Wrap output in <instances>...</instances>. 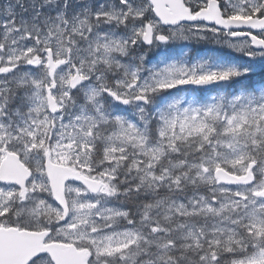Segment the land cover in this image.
I'll use <instances>...</instances> for the list:
<instances>
[{
  "label": "snow or ice",
  "instance_id": "obj_1",
  "mask_svg": "<svg viewBox=\"0 0 264 264\" xmlns=\"http://www.w3.org/2000/svg\"><path fill=\"white\" fill-rule=\"evenodd\" d=\"M0 264H264V0H0Z\"/></svg>",
  "mask_w": 264,
  "mask_h": 264
},
{
  "label": "flooded vegetation",
  "instance_id": "obj_2",
  "mask_svg": "<svg viewBox=\"0 0 264 264\" xmlns=\"http://www.w3.org/2000/svg\"><path fill=\"white\" fill-rule=\"evenodd\" d=\"M181 46H182L181 42L176 44L175 51L177 54H179V52L181 51L180 49ZM189 47L192 49V54H194V56L216 53V54L230 55L233 58H237V53H232L231 50L227 48H222L220 45L212 41H208V42L201 41L199 43L196 41H191L189 42Z\"/></svg>",
  "mask_w": 264,
  "mask_h": 264
},
{
  "label": "rangeland",
  "instance_id": "obj_3",
  "mask_svg": "<svg viewBox=\"0 0 264 264\" xmlns=\"http://www.w3.org/2000/svg\"><path fill=\"white\" fill-rule=\"evenodd\" d=\"M189 42H191V41H181L182 46L180 47V49L183 48V51L190 52L191 55L194 56V54H192V49L189 47ZM177 43H179V42H177ZM237 56H238V54H237Z\"/></svg>",
  "mask_w": 264,
  "mask_h": 264
}]
</instances>
